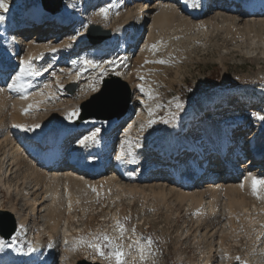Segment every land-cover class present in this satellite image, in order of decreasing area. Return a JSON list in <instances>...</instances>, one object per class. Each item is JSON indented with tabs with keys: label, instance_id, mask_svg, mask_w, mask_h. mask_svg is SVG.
<instances>
[{
	"label": "bare ground",
	"instance_id": "obj_1",
	"mask_svg": "<svg viewBox=\"0 0 264 264\" xmlns=\"http://www.w3.org/2000/svg\"><path fill=\"white\" fill-rule=\"evenodd\" d=\"M141 1L145 0H124L120 4H116L119 1L115 0L113 4L108 5L105 9L106 16H111L112 21L118 22L116 18L122 17L121 22L113 29L112 36L103 45H106L109 49L116 46L119 40H125V42L122 41L117 45L119 52L117 58L114 59L109 57L94 59L93 53L100 49L95 44L85 48L90 49L89 51H83L81 54L76 53V50L81 48L84 42V33H80L81 29H75V31L62 29L63 32L61 33L68 34L63 39L57 37L35 41L38 37L35 39L34 36L38 34H33L30 38L19 40L20 35L18 33L20 31L22 33L26 32L25 28L27 26H39V22L44 19L48 21V18H51L50 13L45 11L44 8L36 13L32 23L27 24V26H24L21 20L22 17H15L16 15L15 18L4 17L0 21L2 25L7 26V31L3 32L4 35L0 37V184L3 182L1 186L5 187L9 195L11 191H15L16 196H21L23 206L31 209L34 227L40 229L39 219L42 217L43 225L49 226L57 235L58 232L61 233L64 251L60 250L63 254L60 253L61 256H59L57 263L66 264L61 261V258H68L72 255L70 246L73 243L72 236L67 234L66 231H60L62 226H59V222H62L63 218L61 219L60 213L58 215V210L62 202L60 201L62 189L68 192L72 189L84 190L110 186L124 192L131 189L141 194H151L157 200L156 202L166 204V206L172 205L174 201L177 203L184 202L189 210L193 212L197 221H204V228L202 227L204 232L200 233L198 239L203 241V245L210 249L209 251L212 249L210 244L215 241L216 234L221 229L220 225L223 221V226L227 224L234 225L236 224L234 222H243L246 214L250 215L249 208H245V194L252 196L260 203H264V187L258 189L257 195H253L252 192V179L264 180V173L251 169L253 166L259 168L257 167L259 162L253 158L254 156L251 153H263L264 151V120L259 119L258 114L252 116L247 112L246 108L254 103V98L252 96L247 97L246 94L242 96V99H245V102L249 104L242 106L239 112H235L238 111V99L233 97L229 105L228 112L233 111V114L236 113L238 115L236 119L226 118L229 115L227 111L215 116H211L210 112L207 111L208 109L205 111L207 102H214L213 104L216 106L219 105L216 96H209L205 102L201 101L191 107L189 118L186 119L184 116L179 118L170 130L168 129V132L143 144L141 141L135 140L132 133L133 123L130 122L131 119L125 120L123 123L125 126L121 129H118L117 125V119L121 118H113L109 121L89 118L80 121L78 124L72 121L59 124L49 117L45 119L43 128L39 130L28 129L26 131L22 127H16V125L27 127L25 109L32 112L37 111L34 106L36 98H43L42 94L34 92L36 90L34 83L38 75L21 73V61H28L32 69L43 74L44 72H40L42 70L40 65L46 60H50L49 55H52L55 57V60L51 59V62H54L53 66L64 65L65 74L72 80L71 82H87V84H89V79L91 80L92 73L100 74L106 68L107 70L105 69V73L102 74L104 78H108L110 75L125 77L126 79L123 80L129 83L131 89H134L133 79L138 71L123 73L124 76L118 74V71L131 62L133 57L139 61L148 58L150 52H148L147 45L142 46L139 51L136 48L144 29H150L151 31H149L150 33H143L147 38L145 40L153 38L152 30L156 28L157 32L160 30H183L185 32L199 31L203 34L207 33L209 29L231 30V32L232 30L239 32L245 30L249 34L253 32L255 37L258 29L261 33V39L264 37V7L255 13L241 14L218 5L215 9L202 13L205 0ZM68 6V4L65 5V11L67 15H70L71 9ZM59 13L60 11L56 15L58 16ZM61 16L64 15L61 14ZM98 17L101 18L100 12L94 15V18ZM133 17H136L134 29L127 30V24ZM79 19V17L76 18V22ZM148 21H150L149 24ZM63 23L65 24V22ZM48 24L58 25L57 22H48ZM22 26L24 28L20 29ZM53 26L46 30L56 29L50 31L54 34L61 28V25ZM86 60L94 61L99 67H92L84 63ZM95 69L96 71H94ZM15 77H19V79H14ZM20 83L28 85L26 90L16 87ZM10 84L13 87L9 88ZM98 88L96 87L92 92H96ZM136 90L142 92L141 86ZM22 96L27 98H21ZM144 99L143 97L140 98L139 105L135 103L137 101L135 98L134 102L130 104L128 114L141 113L140 107L143 109ZM66 101L68 102L65 103L66 105L64 104L63 109H77V104H74L73 99L69 98ZM29 105L32 107L29 108ZM142 111L146 112L144 109ZM254 123H256V127L251 129L246 137L240 141L242 133L246 132L247 128H252ZM95 129L100 131L97 133L94 142H89L85 146L78 143L84 135L91 134ZM104 134H108L109 137L113 135V137L108 138L106 143L102 142L103 144H101V138ZM70 136H76V138L80 136L74 141V146L69 152V154L75 156V159L72 160L79 159L80 161L88 157L95 164L93 169H95L96 176L80 177L70 175L63 173L61 168L52 166L55 159L59 157L57 152H54V149L51 148V143L54 140L64 141ZM115 139L118 140L117 146L112 149ZM252 139H256L258 145L252 144ZM220 143L226 149L233 144L235 146L241 143L237 148V152L242 153V158L233 165L237 175L227 178L224 182L204 183L202 185L197 183L192 189H187L185 186H187L189 178L194 177L197 173L195 167H200L202 163L203 166L206 163L210 166L209 163L215 157L213 151L220 149L218 148ZM207 144L210 147H207ZM249 144L252 145L251 149L247 148ZM29 154L39 162H36ZM117 155H121L120 160L116 159ZM148 156L152 157L151 161L146 160ZM201 157H204V159L199 161ZM242 159L246 161L241 162ZM156 168L161 172V175L173 176L174 179L180 180V182L173 183L170 179L160 180L156 178L146 180L144 176ZM212 171L210 167L206 170L208 174ZM206 178L210 180L211 176ZM27 186H31V190L28 191ZM223 204H226L229 209H227L229 212H226L228 217L225 216V212H221L218 208L219 206L223 207ZM2 210L4 209L0 206V211ZM7 211L4 212L13 217L17 229L10 239L1 238L0 264H31L38 258H40V261L37 264H54V262L56 264L54 258L59 248L56 253L53 248L55 241L52 235H49L51 243L48 245L45 257L36 256L41 243L38 239L32 242L33 251L27 253L19 250L17 255L12 256L11 260H7L11 245L16 243L17 237L28 235L33 226H29V229L26 228L27 218L19 210L11 208ZM232 211L235 214H232ZM211 219L213 223L210 221ZM111 260L112 264H116L115 258L111 257ZM89 261L102 263L101 259L95 258ZM209 261L210 258H207L206 264H209Z\"/></svg>",
	"mask_w": 264,
	"mask_h": 264
},
{
	"label": "rangeland",
	"instance_id": "obj_2",
	"mask_svg": "<svg viewBox=\"0 0 264 264\" xmlns=\"http://www.w3.org/2000/svg\"><path fill=\"white\" fill-rule=\"evenodd\" d=\"M113 1L115 0H102V4L100 2V4H94L95 8H93L94 5L89 4L85 12L81 9L75 10L74 12L79 14L75 17L80 19L78 22L71 23L69 19L72 14H66L65 5L68 4L71 9L75 7L73 2H77V0H72L63 4L58 16L56 15L57 12L54 14L49 12L51 18L48 19L51 20L48 22H57L61 26L75 23L73 31L81 29L80 33H84L85 39V26H87L85 23L93 22V24L104 29H114L121 22L122 17L120 16L116 18L118 22L112 21L111 16L107 17L106 15H101V18H94L95 13L100 12L101 8L106 9L108 5L113 4ZM118 1L116 4L124 2V0H122L123 2ZM5 2L8 5L7 10H0V15L12 18L21 16L24 26L32 23L36 13L43 9L40 0H5ZM45 20L47 19L43 21ZM43 21L39 22L38 25ZM135 21L136 17H133L128 22L127 30L134 29ZM149 23L150 21H148ZM6 27L0 23V37L3 36V32L7 31ZM82 27L85 29L83 30ZM156 29L152 30L153 38H148V40H145L147 38L143 33H150L151 31L144 29L142 31L143 37H140L136 45L138 51L142 46L147 45L148 52H150L148 58L139 61L133 57L131 62L121 69L122 71H118V74L138 71L133 79L134 89L130 88V104L136 98L135 103L140 105V98H145L142 106L147 113L142 111L143 109L140 107L141 113L135 112L130 115L128 109L123 118H116L118 129L125 126L123 124L125 120L131 119L135 140L141 141L143 144L168 132V129L170 130L179 118L183 116L186 119L189 118L191 107L201 101L205 102L209 96H216L219 104L216 106L213 104L214 102L206 103L204 110L208 109L207 111L210 112L211 116L228 112L233 97L239 101L238 111H235L239 112L242 106L249 104L245 102V99H242L244 94L254 98V103L246 108L247 112L252 116L254 114L264 116V37L261 39V33L258 29L256 30V37L253 32L249 34L245 30L240 32L229 30V32L209 29L207 33L203 34L199 31L185 32L183 30H160L157 32ZM49 30L54 31L56 29ZM67 35L61 33L59 37L63 39ZM145 41L146 43H144ZM120 43L122 40L113 46L118 51L117 45ZM80 49L78 48L76 53L80 54ZM49 57L50 60H46L40 65L42 69L40 72L44 73L39 74L34 83L36 87L34 92L42 94L43 98H36L34 106L37 111L26 112V125L30 130L42 129L43 122L49 117L59 124L69 121L76 122L77 117L69 120L66 118L67 114L77 110L80 112L81 104L92 100L95 94L101 92L99 90L105 79L102 74L105 73L106 68L100 74L92 73L89 84L87 82H71L72 80L65 74V66L59 64L53 66L54 62H51V59L55 60V57L52 55ZM114 58L117 56L114 55L110 59ZM160 60H164L166 63H158L157 61ZM46 69H48L47 72H45ZM120 78L126 79L125 77ZM73 85L76 87L70 92ZM139 86L143 87V92L136 90ZM96 87L99 88L93 93L92 91ZM135 95L137 96L135 97ZM69 98L73 99L74 104H77L76 110L73 108L63 109V106L68 102L66 99ZM177 102L182 105L179 109L175 107ZM47 105L48 107H46ZM150 108L153 110L151 115L148 111ZM230 113L226 118H237L236 113L233 114V111ZM150 119L156 121L151 127L148 126ZM165 120L168 123H164ZM34 125H39V127L33 128ZM255 125L256 123L252 128H247L246 132L242 133L240 141L246 137L251 129L256 127ZM108 138V134H104L101 138V144L106 143ZM117 141L115 139L113 142L112 149L116 148ZM207 145L210 147L209 144ZM150 157L148 156L146 160L151 161L152 157ZM202 159L204 157H201L199 161ZM153 161L155 160L153 159ZM245 161V159L241 160V162ZM2 184L3 182L0 184V206L4 209L2 211L11 208L19 210L21 214L26 216L28 221L26 228L29 229V226L34 223L31 217V209L23 206L21 196H16L15 191H11L9 195L5 187L1 186ZM27 187L28 191L32 188L31 186ZM93 189H72L68 192H65L64 189L61 190L62 198L60 196V201L62 202L58 215L60 213L63 221L59 222V226H62L60 231H66L73 238V243L70 246L72 255L68 258H61V261L66 264H77L80 260L89 261L93 258L101 259V264H112L111 257H114L109 255L112 249L111 246H105L106 242L100 239L103 235H108L116 244L122 246L125 254L122 257L123 264H206L207 258H210L209 264H264V203H260L250 195L245 194L244 198L245 208H249L248 211L252 216L246 214L243 222L237 221L234 222L236 223L234 225L223 226V221L215 241L210 244L212 246L211 252L203 245V241L198 239L200 233L204 232V221H197L193 212L184 202H178L180 203L178 204L174 201L172 205L166 206V204L156 202L157 200L151 194H141L131 189L125 192L110 186L99 187L95 191ZM223 205V207L219 206L218 208L221 212H225V216L228 217L229 209L226 204ZM232 212L235 214L234 211ZM39 221L40 229L33 225L28 235L17 237L16 243L11 245L7 260H11L12 256L18 254L19 250L29 253V248L33 246L32 242L38 239L41 243L36 256L45 257L48 245L51 243L49 235H52L55 241L53 248L56 253L58 251L54 259H56V264H61V262L57 263L59 256L63 254L60 250L64 251L61 233L58 232L57 235L49 226L43 225L42 217ZM210 221L213 223L212 219ZM148 238L152 240L150 247L146 242ZM1 241L0 238V244ZM96 243L102 245L101 251L105 253L104 255H100L95 248L89 247V244ZM39 261L40 258L31 264H37Z\"/></svg>",
	"mask_w": 264,
	"mask_h": 264
},
{
	"label": "water",
	"instance_id": "obj_3",
	"mask_svg": "<svg viewBox=\"0 0 264 264\" xmlns=\"http://www.w3.org/2000/svg\"><path fill=\"white\" fill-rule=\"evenodd\" d=\"M45 10L53 13L62 9L63 2L70 0H40ZM90 34L94 32L100 33L99 42L111 37V30L104 29L99 25L90 24L88 28ZM75 85L70 88V92L75 89ZM99 94H95L91 101H86L80 105V114L75 124L81 120L95 118L97 120H111L113 118H122L129 109L131 102V91L128 83L120 77L110 75L102 82ZM6 219H5V218ZM17 225L11 215L4 211H0V237L2 239H10L16 232ZM77 264H101L92 263L87 260H80Z\"/></svg>",
	"mask_w": 264,
	"mask_h": 264
},
{
	"label": "snow or ice",
	"instance_id": "obj_4",
	"mask_svg": "<svg viewBox=\"0 0 264 264\" xmlns=\"http://www.w3.org/2000/svg\"><path fill=\"white\" fill-rule=\"evenodd\" d=\"M7 7H8V5L5 2V0H0V10H5L6 11ZM100 14L101 15H106L107 14L106 10L101 8L100 9ZM3 19H4V17L2 15H0V21H2ZM153 47H155V45H153ZM53 51H55V49H53ZM157 62L161 63V64L166 63V61H164V60H160V61H157ZM84 63H86V64H88V65H90L92 67H99L98 64H96L94 61H91V60H86V61H84ZM21 65H22V67L20 69L21 73H25V74H28V75H39L40 74L39 71L34 70V69L31 68V65H30V63L28 61H21ZM14 79H19V77H15ZM11 87H13V85L10 84L9 88H11ZM16 87H19L22 90H26L28 85H26L24 83H20V84L16 85ZM141 91L142 92L144 91L143 87H141ZM21 98H25L26 99L27 97L22 96ZM149 98H151V96H149ZM31 107L32 106L29 105V108H31ZM175 107L177 109H179V108L182 107V105L179 102H177L175 104ZM27 111H28V109H25V112H27ZM148 111H149V115H151L153 110L150 108V109H148ZM78 116H79V111L77 110V111L68 113L66 118L71 120V119H73V117H77L78 118ZM258 118L261 119V120H264V116H259ZM154 123H156V121L150 119L148 121V126L151 127V125L154 124ZM164 123H168V121L165 120ZM16 127H22V128H24V130H26V131L28 130V128L26 126L16 125ZM35 127H39V125H34L33 128H35ZM99 131H100L99 129H95L91 134L84 135L78 141V143L80 145H82V146H85L89 142H94L95 138L97 136V133ZM116 159L120 160L121 159V155H117ZM261 187H264V180L253 178L252 179V192H253V195H257L258 189L261 188ZM93 191H95V189H93ZM118 226H119V223H118ZM133 231H134V229H133ZM100 239H102L103 241L106 242L105 246H111L112 251L109 253V255H111V256H113L115 258L116 264H123L122 257L125 254H124V252L122 250V246L116 244L108 235H103ZM146 242H147V245L150 247L151 244H152L151 238H148ZM89 247L95 248L100 255H104L105 254L104 252L101 251L102 245L99 244V243L89 244ZM29 251H33V249L30 247Z\"/></svg>",
	"mask_w": 264,
	"mask_h": 264
}]
</instances>
